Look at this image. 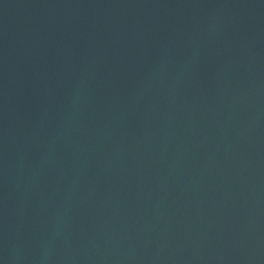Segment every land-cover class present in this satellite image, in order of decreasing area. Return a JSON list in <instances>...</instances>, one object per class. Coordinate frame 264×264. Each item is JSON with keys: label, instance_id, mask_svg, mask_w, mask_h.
<instances>
[{"label": "water", "instance_id": "water-1", "mask_svg": "<svg viewBox=\"0 0 264 264\" xmlns=\"http://www.w3.org/2000/svg\"><path fill=\"white\" fill-rule=\"evenodd\" d=\"M0 264H264V0H0Z\"/></svg>", "mask_w": 264, "mask_h": 264}]
</instances>
